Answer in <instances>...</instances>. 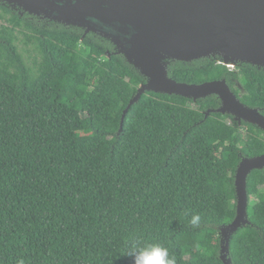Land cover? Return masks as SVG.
I'll use <instances>...</instances> for the list:
<instances>
[{
  "label": "trees",
  "instance_id": "1",
  "mask_svg": "<svg viewBox=\"0 0 264 264\" xmlns=\"http://www.w3.org/2000/svg\"><path fill=\"white\" fill-rule=\"evenodd\" d=\"M0 10V264H133L132 241L168 248L176 264H224L235 174L242 159L264 155V131L206 117L217 96L147 92L123 122L147 80L109 40ZM168 71L178 83L226 80L264 115V69L207 58ZM247 191L250 223L229 258L264 264V170Z\"/></svg>",
  "mask_w": 264,
  "mask_h": 264
},
{
  "label": "water",
  "instance_id": "2",
  "mask_svg": "<svg viewBox=\"0 0 264 264\" xmlns=\"http://www.w3.org/2000/svg\"><path fill=\"white\" fill-rule=\"evenodd\" d=\"M0 4L109 40L116 54L147 80L124 112L123 122L147 92L194 102L217 96L220 107L209 110L206 117L230 115L264 131V115L243 104L226 80L178 83L168 71L171 62L207 58L228 67L245 64L264 69V0H0ZM255 170H264V155L242 159L235 174L237 215L220 229L224 264H232L231 238L250 223L247 184Z\"/></svg>",
  "mask_w": 264,
  "mask_h": 264
},
{
  "label": "clouds",
  "instance_id": "3",
  "mask_svg": "<svg viewBox=\"0 0 264 264\" xmlns=\"http://www.w3.org/2000/svg\"><path fill=\"white\" fill-rule=\"evenodd\" d=\"M201 217L193 215L191 225L198 227ZM125 255L133 258V264H176V258L170 255L168 248L160 244H141L139 241H132ZM17 264H25L23 259L17 261Z\"/></svg>",
  "mask_w": 264,
  "mask_h": 264
},
{
  "label": "rangeland",
  "instance_id": "4",
  "mask_svg": "<svg viewBox=\"0 0 264 264\" xmlns=\"http://www.w3.org/2000/svg\"><path fill=\"white\" fill-rule=\"evenodd\" d=\"M0 15H5V16H8L7 14H4L3 11L0 10ZM218 60V59H217Z\"/></svg>",
  "mask_w": 264,
  "mask_h": 264
},
{
  "label": "flooded vegetation",
  "instance_id": "5",
  "mask_svg": "<svg viewBox=\"0 0 264 264\" xmlns=\"http://www.w3.org/2000/svg\"><path fill=\"white\" fill-rule=\"evenodd\" d=\"M241 66V64L237 65L236 67ZM236 67H231L232 69H235Z\"/></svg>",
  "mask_w": 264,
  "mask_h": 264
}]
</instances>
